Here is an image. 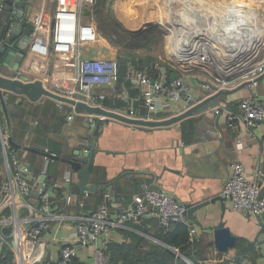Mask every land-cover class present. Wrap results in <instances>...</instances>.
<instances>
[{
  "label": "crops",
  "instance_id": "obj_1",
  "mask_svg": "<svg viewBox=\"0 0 264 264\" xmlns=\"http://www.w3.org/2000/svg\"><path fill=\"white\" fill-rule=\"evenodd\" d=\"M221 1H219L220 7L224 9V3L226 2L221 4ZM235 1L236 3L238 2L237 0ZM54 3L55 0H26V20L40 17L42 23L35 26L30 25L25 20V26L29 27L34 34L31 38L32 43L27 49L22 73H25L28 78L33 80L48 81L56 89L74 97L78 96L76 68L66 54L56 52L51 45L50 25H48V22L55 8ZM191 3L188 0H169L168 5L172 7L169 18L176 25H195L198 23V25H207L206 17L202 13L199 16L202 20H196V18L195 20L193 18L186 20L184 18L186 22L183 20V24L178 12L184 9L185 4L192 8L193 5ZM187 6L185 5V8H188ZM87 10L89 15H84L83 10L81 21L83 24L95 27V13L96 10L99 13L100 8L96 9V6H94ZM117 10L127 26L136 25V23L130 21L132 19H127L121 14L118 5ZM219 15L224 14L219 13ZM224 19L223 16L218 17V20L222 23ZM243 19L245 21V18ZM139 24L141 25V23L137 25ZM155 27L153 29L156 30ZM149 28L152 27H145L144 30ZM157 28L164 34L165 32L169 33L168 30L162 27ZM258 32H260V29ZM97 33L98 40L82 48L84 58L112 59L117 60L119 63L118 56L124 53H118L117 49L111 45L106 37L100 35L98 31ZM252 35L258 38L254 41V44L246 43L244 38L240 42L242 49L245 48V52L248 53L245 57L248 61H250L252 56H256L264 45V36L257 32H253ZM15 41L17 43L21 40L16 37ZM230 44L236 43L230 40ZM251 47L254 49L249 52ZM152 49L155 51L154 45L153 47L151 45L150 49L140 47L132 55L135 60L142 57L153 58L152 65L156 69H160L164 63L176 68L180 76H183L186 80L191 96L196 97L198 101L211 94L208 84L215 86L217 77L225 78L226 75H229L225 70L226 67L223 68L221 66L222 69L219 63L210 74L204 72L201 68L186 69V67L181 66L180 61L176 63L172 60L171 56L173 57V54L170 53L169 44L168 47L167 45L164 47V54L166 52L164 56L141 55L139 51H151ZM243 56V50H241L238 59L233 61L236 62L234 67L241 65L240 58ZM227 58L229 59L227 60ZM222 59L226 62L232 57L227 54ZM127 66L128 71L124 72L125 75L120 88L128 91L130 104L106 88L96 89L95 95L104 94L106 96L103 104L104 109L107 111L121 112L130 105L136 110L138 115L143 116L146 114V110L141 98V88L133 85L130 81H126V77L127 75L136 77L138 73H143L151 79L154 78L147 70L143 72L138 71L134 65ZM229 69L231 67L227 70ZM165 71V68H162V72L160 75L158 74L159 77L157 79L164 75L166 76ZM232 90H234L232 95L222 99L221 105L224 108L219 115L216 114V109H210L206 113L196 114L178 124L159 128H141L114 120L106 121L102 125L98 138L99 151L94 157V170L90 182L102 185L120 178L118 184L112 188L114 194H108L110 197L107 200V194L104 192L89 194L88 197H86V194H72L70 192L71 186L79 185L80 180L76 179L72 185L65 181V173L71 171L66 164L55 163L44 157L27 152L22 157H18L21 164H24L23 170L29 177L32 187L37 188L41 175H46V182L43 184L49 188L58 185L59 188L55 192L57 195L62 191V196L64 194L65 196L76 197L77 202L71 210L63 208V211L71 212L72 215L76 216L92 213L102 203L107 201L111 217L117 218L135 207L136 199L143 194L141 188L143 183H148L164 190L179 202L187 205L189 207L188 210H190L217 197L224 198L222 194L223 187L232 173L233 163L238 161L245 166L248 178L257 181L264 199V179L255 178L256 167L264 170V122L257 124L252 129H249L243 123L238 124L235 128L230 127L228 124L229 114L237 112L242 101L247 99L264 101V76L260 78L259 83L255 87L250 85L242 87L240 85ZM11 97L14 98L13 94H11ZM14 100V104L9 106V109L14 108V111L17 112L15 125L19 126L18 136L21 137L23 132H27L23 143L28 147L36 146L38 138L46 142L51 140L61 144L63 155L74 156L75 154L78 155L86 147L87 141L92 139L93 130L90 126V116L77 114L74 120L69 121V115L71 112H75L72 106L65 104L60 106L59 103L48 98H44L37 103H31L19 97H15ZM185 106L189 108L185 99L178 104L170 105L164 112L163 117L176 116L179 110L184 109ZM0 113L4 114L6 120L1 102ZM11 122V125H13L14 121L12 120ZM20 123L22 125H19ZM23 124L26 125V129H24ZM39 125L42 126V132L38 129ZM44 127H47V129ZM36 131L43 136L36 135ZM44 148L49 149L48 146ZM37 198L36 195L32 196L34 201H37ZM58 204L59 201L54 197V207L58 208ZM192 217L200 223V225H197L187 217L198 231L196 238L197 254L195 257L197 264H225L236 258L237 251L235 247L222 256L214 246L212 229L217 227L222 221L225 222L226 227L231 230L232 234L237 237V242L243 241L248 247H252L257 255L255 263L264 264V233H261L264 227V218L246 217L234 211L228 202L226 203L224 214L222 206L218 202L194 212ZM73 228L74 225L68 222L63 223L61 228L59 225L53 224L50 231L42 237L36 248L26 243L24 246L26 256L31 255L33 258H42L51 264L57 263L62 243L73 231ZM160 230V220L152 214V209L149 208L139 221H128L125 228L114 232L110 252L116 251L118 247L124 244L127 247L136 245L142 253L147 252L154 244L165 246L158 238ZM97 246L98 244L79 248V255L75 264H93L94 249ZM4 249L5 247L0 245V257L2 258H5ZM178 255L180 256L179 253ZM184 260L189 264H194L188 259L184 258Z\"/></svg>",
  "mask_w": 264,
  "mask_h": 264
},
{
  "label": "built area",
  "instance_id": "obj_2",
  "mask_svg": "<svg viewBox=\"0 0 264 264\" xmlns=\"http://www.w3.org/2000/svg\"><path fill=\"white\" fill-rule=\"evenodd\" d=\"M96 1L55 0V8L48 22L51 45L56 52L66 54L76 68L78 96H74V98H85L88 105L104 109L103 103L106 96L104 94L95 95V91L106 88L130 104L128 91L120 88L122 82L118 61L84 58L83 56L82 48L95 43L98 40V33L93 25L83 24L81 17L83 10L94 7ZM21 3L26 4V1L1 0L0 11L9 7L13 12H17ZM16 20L14 16H11L8 24L11 25V28L7 31L6 42H9ZM26 21L35 26L42 23L40 17L28 18ZM201 50V52L198 50L191 58L194 60L190 66L186 62L183 66H189L186 69L201 68L210 74L218 64L217 58L210 50ZM263 51L264 45L258 54L252 56L250 62L241 68L237 70L225 69L229 75H226L225 78L217 77L215 80L218 91L231 90L246 82L250 83L251 87H255L260 78L264 76V56L261 55ZM126 81H130L133 85L141 88V98L146 110V114L141 116L129 105L124 111L115 112L130 119L149 121L163 119L165 118L163 117L164 112L170 105L193 98L183 76L168 81L165 75L159 79H151L143 73H138L136 77L127 75ZM68 96L73 98L69 94ZM59 105L62 106L63 103H59ZM187 106L189 105L187 104ZM189 108L185 106L176 115L184 113ZM216 114H219L218 108ZM76 116V112H71L69 121L74 120ZM100 119L105 120L106 118L100 117ZM261 122H264V101L253 99L242 101L238 111L232 112L228 116V124L232 128L243 123L252 129ZM90 126L94 130L95 122L92 116H90ZM0 141L4 155V162L0 167V245L13 253V261L4 264H51L42 258H33L31 255L27 257L24 246L29 243L36 248L53 224H57L61 228V225L66 222L72 223L74 228L62 243L59 260L52 264H75L79 255V248H86L95 244L98 246L94 249L93 264H110L109 251L114 232L125 228L128 221H139L149 208L152 209V214L159 218L161 228L165 232H168L173 225L184 224L188 228L190 242L196 243L198 231L186 215L189 207L164 190L148 183L142 184L143 194L136 199L135 207L117 218L111 217L107 201L92 213L80 216L54 207L53 199L54 197L57 198L55 192L59 186L55 185L48 188L47 185L42 184L37 188L32 187L29 177L23 170L24 164H21L19 157L10 145L9 130L3 129L1 123ZM90 146L91 140H88L82 152L88 154ZM45 152L54 157L57 156L49 149H45ZM64 177L65 181L71 185L78 179L77 174L72 171L66 172ZM255 178L264 179L262 168L256 167ZM222 194L234 211L246 217L264 218V199L261 197V189L257 181L248 178L245 166L241 162L233 163L232 173L223 187ZM33 195L38 197L37 201L32 199ZM88 196L89 194H86V197ZM109 197L107 195L106 200ZM76 202V197L67 195L63 200L64 208L71 210Z\"/></svg>",
  "mask_w": 264,
  "mask_h": 264
},
{
  "label": "water",
  "instance_id": "obj_3",
  "mask_svg": "<svg viewBox=\"0 0 264 264\" xmlns=\"http://www.w3.org/2000/svg\"><path fill=\"white\" fill-rule=\"evenodd\" d=\"M26 4L21 3L20 8L17 12H13L11 8L6 7L4 11H0V102L3 107V111L6 116L8 123V130L11 129L10 118L8 114L9 107L6 103L8 97L13 94V96L22 98L23 100L30 101L31 103H37L44 98H48L57 103H63L65 105L72 106L78 115L86 114L92 116L95 122V128L92 132L91 146L88 154L80 151L78 155H74V159L70 160L65 157H54L50 153L45 152L44 147L29 148L25 147L26 152H33L38 155H41L44 158H48L54 162H61L64 164L70 165L71 171L76 173L78 179L80 180L79 185L71 186V193L76 195H85L93 194L97 192H104L107 195L114 194L112 191L113 186L117 185L120 178L102 185L91 183V175L94 170V157L98 150V138L102 125L106 120L118 121L130 126L141 127V128H159V127H168L186 120L187 118L193 117L196 114H203L208 112L210 109H217L219 114L223 111V106L221 105L222 99L229 97L233 94L234 90H221L218 91L216 86L208 84L210 95L204 99L198 101L196 97H193L187 100L189 109L180 115H176L170 118L155 119L152 121L142 120V119H130L125 116L119 115L112 111H107L100 107H93L88 105L85 102V98L78 97L72 98L69 97L66 92L56 89L48 81H42L40 79H30L25 73H22L25 56H27V49L31 44V36L33 32L27 26L26 23ZM84 15H89L87 9H84ZM11 16H14L17 20L16 24L13 25L12 35L9 37V42H6L7 31L11 28V25H8L10 22ZM29 25V24H27ZM156 26L161 27L157 24L148 23L145 27ZM19 38L21 41L17 42L15 39ZM120 71L127 72L128 66L121 64L119 66ZM250 83L246 82L242 87L249 85ZM218 114V115H219ZM100 117L106 118L101 120ZM219 121V120H218ZM10 134V145L15 150H21L22 148L16 145L11 139ZM46 175H41L39 179V185L46 182ZM1 180V172H0ZM38 185V186H39ZM53 185V184H52ZM262 197V195H261ZM220 203L222 206L223 214L226 211L227 200L222 197H217L209 202H206L202 205H197L187 211V217L195 222L197 225L198 220L194 219L192 216L194 212L202 209L205 206L210 204ZM213 241L215 248L223 256L224 254L229 253L230 249L235 247L237 242V237H235L231 230L226 227L224 221H222L217 227L213 228ZM261 233H264V227L261 230Z\"/></svg>",
  "mask_w": 264,
  "mask_h": 264
},
{
  "label": "trees",
  "instance_id": "obj_4",
  "mask_svg": "<svg viewBox=\"0 0 264 264\" xmlns=\"http://www.w3.org/2000/svg\"><path fill=\"white\" fill-rule=\"evenodd\" d=\"M100 1H102L100 2V4H104V5L107 2V0H100ZM161 35L162 34L160 30H158L157 28L155 30L152 27L138 33L137 35H133L132 37L129 38L124 37L125 42H123L121 40L122 35L119 33L117 38V43L119 44L124 43L122 45L124 46L125 49H127V51L124 54H120L118 56L119 63L125 65H134L138 71L144 72L145 70H147L149 71L150 74H152L154 79H157V77H159V75L162 72V68H165L166 70L165 74L168 78V81H172L176 79L177 77L180 76V74L178 73L176 68H173L169 64L164 63L160 69H156L153 68L152 65L153 58L142 57L135 60V58L132 55V53L140 47H143L145 49H150L151 41L153 39H158L159 37H161ZM124 75H125L124 72H120L121 82L124 79ZM15 97L16 96H14V98ZM14 98L11 97V95L8 97L6 101L8 107L14 104L13 103V101L15 102ZM16 113L17 112L14 111V108L12 109L10 108L8 110L10 124L12 123L11 122L12 120L14 121V124L11 125V129L9 131L11 133V139L13 140V142L22 148L21 150H15L13 148L12 149L15 151L17 156L22 157L23 154L26 153L24 148L28 147L23 143L24 136H26L27 132L26 133L23 132V135L21 137L18 136L17 133L19 126L15 125ZM0 123L3 129L8 130V123L6 126V120L4 114L1 113H0ZM19 125H22V123H20ZM23 127L24 129H26L25 124H23ZM41 127H42L41 125L38 126L40 132L43 131ZM44 128L47 129V127ZM40 132L36 131L35 133L36 135L39 134L43 136ZM36 143H37L36 146L29 148L48 146V148L52 152H54L57 156L65 157L70 160L74 159L73 155H63L60 143L51 140L46 142L45 140H40L39 138L37 139ZM27 153L41 156L33 152H27ZM3 162H4V155H3L2 144L0 141V167L3 165ZM57 163H61V162H57ZM66 165L70 168V165L68 164ZM61 192L62 191H60L59 194L57 195V200L59 201V204L57 206L59 209L63 210L64 208L63 200L65 195L63 194L62 196ZM158 238L160 241H162L165 244V246L154 244L149 248V250H147V252L144 253L138 250V246L133 245L127 247L126 244L118 247L117 249L115 248L116 251L112 253L109 251L110 259H111L110 264H189L187 261L184 260V258L190 260L194 264H197L195 258L197 254L196 243L192 244L190 242L189 231L184 224L180 223L173 225V227L168 232H165L161 228L160 235ZM235 249L237 251L236 258L233 261L227 262L225 264H256L255 260L257 255L252 249V247H248L245 242L238 241L237 244L235 245ZM177 252L180 254V256L182 255V257L184 258L180 257ZM4 254H5V258L0 257V264L13 261V253L8 248L4 249Z\"/></svg>",
  "mask_w": 264,
  "mask_h": 264
},
{
  "label": "rangeland",
  "instance_id": "obj_5",
  "mask_svg": "<svg viewBox=\"0 0 264 264\" xmlns=\"http://www.w3.org/2000/svg\"><path fill=\"white\" fill-rule=\"evenodd\" d=\"M150 1L151 0H146V1L145 0H132L133 4L131 3V6L130 7L128 6V8H130L131 10L129 9L128 11L124 5H121L120 0H107L105 5L100 4V2H102L100 0L96 1V4H95L96 9L100 8V12L98 13V10H96L95 21H94L95 27H96L97 31L99 32V34L102 35L103 37H106L108 39V41L111 43V45H113L114 48L117 49L118 53H125L127 51V49H125L124 46L122 45L124 43H121V44L117 43L118 34L120 33L122 35L121 40L123 42H125L124 37L129 38V37H132L133 35H137L138 33L142 32L145 29V23H143L144 25H142V24L137 25L138 23H140V21L138 19H132L130 21L132 23H136V25H128L127 26L125 24V20H123L120 17V14L117 10V5L119 7V10L121 11V14L124 17H126L127 19H131V18H133V15H132L133 14V11H132L133 8H136V10H137L136 12H138L137 13L138 15L139 14L140 15H142V14L146 15L148 13V11L152 8V4H150ZM188 1H191L192 2L191 4L193 6H195V4H197V2L199 0H188ZM208 1L209 0H206V2H208ZM219 1L220 0H211L208 7L211 9L210 11H212V13H210V16H209L210 22H208L209 24H207V25H217L218 24V26L216 27V29L218 28L216 30V32L219 33L220 40L230 39L228 37L229 32L227 31V29L231 28L234 25V23H233L234 21L232 20L234 17V14H233V11L231 9L232 5L230 4L233 2L236 6V9L238 7L237 11L242 16L241 25H242V34L244 36H242L241 39L239 40V44H240V42H242V38H244V41L246 43H248L250 45L252 43L254 44L255 43L254 41L258 38H256V36L252 35L253 32L260 33V32H258L259 26L264 25V0H237L238 1L237 3L235 0H229V1L228 0H224V1L222 0L223 2L221 1V4L226 2V3H224L225 4L224 9L220 7ZM142 4H143V6H142ZM211 4L214 5L215 8ZM140 5H141V7H140ZM138 7H139V9H138ZM106 8H107V10H106ZM214 9H216L218 12ZM204 11H205L204 9H203V11H200V14H201V12H202V14H204ZM191 13L192 14L189 15V17H188L189 19H191V18H193V20H195V18H196V20L200 19V17H199L200 15H196L195 12H191ZM219 13L224 14V15H219ZM219 16H223L225 18L223 23L218 20ZM243 18H245V21ZM200 20H202V19H200ZM199 22H202V21H199ZM198 24H195L194 26H196V27L201 26ZM138 26H140V27H138ZM151 27H155V26H151ZM155 28H157V27H155ZM207 28L208 27H206V26L204 27V29H207ZM254 28H257V29H254ZM158 30H160V29H158ZM208 30H210V29H208ZM160 32L162 34L161 37H159L158 39H153L151 41V45H152V47L154 45L155 51H154V49H152L151 51L139 50L141 55H151L153 57L164 56V55H166V52L164 54V47H165V45H167V47H168V44H169L170 53L173 54V57L171 56V58H173L172 60L175 61L176 63H178L177 61H180L181 66H183L184 62L188 63L190 66V64L193 63L192 59H191V57H193V56H192V54H190L192 52L188 50V46H187L188 43L189 44L192 43L193 45H195L196 51L200 50V52H201L202 51L201 49H209L207 46L203 45V43H205L204 41H202L203 38L200 39L202 41V43H201L202 45H200V46H199V43L197 41H194L191 36H190L191 39L188 38L187 42L184 40L182 41L186 44V45H184V43H181V40L184 39L183 37H180V39H179L180 42L178 44V43L173 42L174 39H176V36L173 35L171 32H169V33L165 32V34L162 31H160ZM168 35H169V38H168ZM260 35H262V33H260ZM170 36L172 37V40H171ZM209 36H210V34H209ZM262 36H264V35H262ZM204 38H206V37H204ZM152 42H153V44H152ZM155 44H157L159 46V48ZM196 44L198 47L196 46ZM210 45L213 46L212 44H210ZM209 50L210 51L214 50L212 52L214 57H217L216 55H219V57H221V58L223 57L224 52H221V48H220V52H217L219 50L218 49L216 50V47H212V49H209ZM243 50H245V48H243ZM249 52H251V51H249ZM133 53H135V52H133ZM136 53H138V52H136ZM228 55L232 56L231 53ZM261 55L264 56V51L261 53ZM166 60L170 63V61L168 59H166ZM248 62H250V61L246 60V58H245L242 61L241 65H237L236 67H234V66H231L232 65L231 64L230 65L231 69H229V70H233V69L237 70L238 68H241L243 65L247 64ZM217 63H218V61H217ZM189 66L186 68H189Z\"/></svg>",
  "mask_w": 264,
  "mask_h": 264
},
{
  "label": "bare ground",
  "instance_id": "obj_6",
  "mask_svg": "<svg viewBox=\"0 0 264 264\" xmlns=\"http://www.w3.org/2000/svg\"><path fill=\"white\" fill-rule=\"evenodd\" d=\"M120 1H121V5H124L127 8V11H128L130 9V8H128V6L129 7L131 6L132 0H120ZM168 2H169V0H151L150 4H152V8L148 11V13L146 15H144V14H142V15L139 14L138 15L137 14L138 12H136L137 11L136 8H133V10H132L133 11V14H132L133 18H131V19H138L141 24L145 23V25H147L148 23L160 25L162 28L168 30L169 32H171L173 35L176 36V39H174V41H173L174 43H178L179 44L180 37L184 38V39L181 38L182 39L181 43H184V42H182L183 40L187 42L188 38L191 39L190 38V36H191L192 39L194 41H197L199 43V46H200V45H202L201 44L202 41L200 39L203 38L202 40L205 42V43H203V45L207 46L209 49H212V47H216V50L217 49L219 50L217 52H220V48H221V52H224L225 55L230 54V53L232 54V56H231L232 59H230V61H227L229 59V58H227L226 62H225V60H223L224 58L222 59L221 57H219V55H216L217 56L216 58H217V61H218L220 67L222 66L223 68L226 67V69H228L231 64H232L231 66H235L236 65V62H233V61L238 59V56H239L241 50H243L241 45L238 42L241 39V37L243 36V34H242V25H241L242 16L237 11L236 6H235V4L233 2L230 3V4L232 5L231 9H232L233 14H234V17L232 19L234 21L233 22L234 25L231 28L227 29V31L229 32L228 33V37L230 38L228 40H220L219 33L216 32V30L218 29V28L216 29L218 24L217 25H205L206 27H208L207 29H204V27H205L204 25H201V26H198V27H196L194 25H188V24L187 25H176L169 18L170 12L172 11V7L168 5ZM208 2H206V0H199V2H197V4H195V6H193L192 8H190L191 6L188 7L187 6L188 4H185L188 7V8H185V5L183 4L184 5V9H182V11L178 12L181 20L183 21L184 18H186V20H189L188 17H189V15L192 14L191 12H195L196 15H200V11H203L204 7L206 6L205 9H204L205 10L204 11V15L206 17L207 23L210 22V17L209 16H210V13H212V11H210L211 9L208 6H209L211 0H209ZM179 5H180V3H179ZM142 6H143V4H142ZM212 6L214 7V5H212ZM140 7H141V5H140ZM169 7H171V9H169ZM175 8H177V7L175 6ZM138 9H139V7H138ZM214 10H216V9H214ZM174 13H175V11H174ZM179 16H178V18H179ZM205 17H204V19H205ZM184 21H183V24H184ZM187 22H189V21H187ZM203 22H205V21H203ZM208 29H210V30H208ZM259 29H260V33H262V35H264V25L259 26ZM209 34H210V36H209ZM204 37H206V38H204ZM230 40H233L236 44H230ZM210 44H212L213 46H211ZM184 45H186V44L184 43ZM187 46H188V50L192 52L190 54H192V56H194V54L198 51V50L196 51L195 45H193L192 43L191 44L188 43ZM196 46H197V44H196ZM253 49L254 48L251 47L249 50L252 52ZM213 51L211 50L210 52L212 53ZM224 54H223V56H225ZM243 54H244V56L240 58L241 59V63L245 59V57L247 56L248 53L245 52V50H243ZM193 60L194 59H192V61ZM233 70H235V69H233Z\"/></svg>",
  "mask_w": 264,
  "mask_h": 264
}]
</instances>
